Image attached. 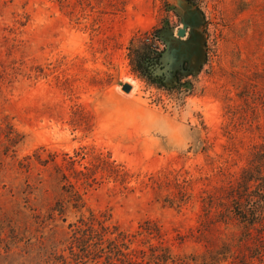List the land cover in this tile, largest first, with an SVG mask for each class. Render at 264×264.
<instances>
[{"label":"rangeland","instance_id":"rangeland-1","mask_svg":"<svg viewBox=\"0 0 264 264\" xmlns=\"http://www.w3.org/2000/svg\"><path fill=\"white\" fill-rule=\"evenodd\" d=\"M186 1L201 61L161 84L138 59ZM113 239L114 264H264V0H0V264Z\"/></svg>","mask_w":264,"mask_h":264},{"label":"flooded vegetation","instance_id":"flooded-vegetation-1","mask_svg":"<svg viewBox=\"0 0 264 264\" xmlns=\"http://www.w3.org/2000/svg\"><path fill=\"white\" fill-rule=\"evenodd\" d=\"M182 4L171 13L173 22L157 29L153 41L157 45H152L151 51L139 59L141 71L146 76L171 86L180 78L189 77L201 61L197 12L190 10L187 1Z\"/></svg>","mask_w":264,"mask_h":264},{"label":"trees","instance_id":"trees-1","mask_svg":"<svg viewBox=\"0 0 264 264\" xmlns=\"http://www.w3.org/2000/svg\"><path fill=\"white\" fill-rule=\"evenodd\" d=\"M142 56H143V54L140 56V59L142 58ZM138 64H139L140 70H141V65L139 63V59H138ZM90 231L92 232V234L94 236H96V239L98 240V247L101 246V243L103 242L104 233L107 234L108 229L100 226L99 230H96V229H94L93 224H91V230ZM110 235H113V233H110ZM114 243H115L114 239L111 242L107 243V245H106L107 248L103 252L106 254V258L108 259V262H107L108 264H114L113 261H115V262L122 261L121 257H125V255H123L121 253V251L116 247V245ZM81 247H82L81 251L83 253H87L86 248L88 249L89 246L85 242L81 243ZM103 250L104 249H101L100 251H103ZM124 262H125V264H138L136 262H132L131 260H127V259ZM120 264H122V263L120 262Z\"/></svg>","mask_w":264,"mask_h":264},{"label":"water","instance_id":"water-1","mask_svg":"<svg viewBox=\"0 0 264 264\" xmlns=\"http://www.w3.org/2000/svg\"><path fill=\"white\" fill-rule=\"evenodd\" d=\"M179 35H182L181 33H178ZM121 89L125 93L131 92V86L127 83L121 85Z\"/></svg>","mask_w":264,"mask_h":264}]
</instances>
